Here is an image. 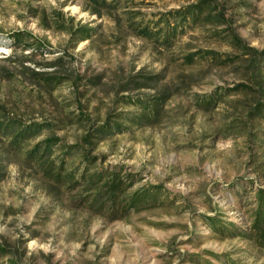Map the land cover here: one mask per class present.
Instances as JSON below:
<instances>
[{
	"label": "rangeland",
	"instance_id": "374dc122",
	"mask_svg": "<svg viewBox=\"0 0 264 264\" xmlns=\"http://www.w3.org/2000/svg\"><path fill=\"white\" fill-rule=\"evenodd\" d=\"M136 1L145 17L190 4ZM216 1L240 49L195 30L164 50L82 0H0V264H264L249 229L264 190V0ZM34 8L95 33L45 29ZM19 31L45 50H22ZM197 50L220 57L186 63ZM11 122L48 129L12 147ZM47 137L76 145L75 187L24 158Z\"/></svg>",
	"mask_w": 264,
	"mask_h": 264
},
{
	"label": "trees",
	"instance_id": "16d2710c",
	"mask_svg": "<svg viewBox=\"0 0 264 264\" xmlns=\"http://www.w3.org/2000/svg\"><path fill=\"white\" fill-rule=\"evenodd\" d=\"M86 10L99 17L105 15H116L118 21L122 20L125 24L124 29L128 34L141 38L151 45L167 50L175 43L192 31L203 33L208 39H214L230 43L236 48L243 47L237 36L227 29V18L219 8L216 0H188L190 4L171 8L163 13H159L156 17L143 16L139 12L129 10L141 3L136 0H82ZM129 5V6H128ZM33 16L39 18L41 25L45 29H54L60 32L69 33L70 37L77 41L91 39L95 30L86 29L84 26L76 27L75 29L68 27L62 19L60 12L54 11L52 15L40 13L37 8H34ZM14 44L22 50L30 52H43L45 50L43 43L39 39H35L29 32L19 31L12 35ZM201 53L203 58L209 54L212 60L219 59L218 54L209 50H197L187 54L186 63H191L194 56ZM212 54V55H210ZM264 59V51L261 52ZM60 58H56L59 60ZM230 61L225 59L222 63L227 64ZM25 67V66H23ZM35 75H39L37 73ZM45 82L55 85L61 83V78H39ZM144 86H135L134 89H140ZM121 101L128 103L137 102L128 96L120 98ZM166 97L161 100L157 98L153 102H163ZM208 99L204 102H211ZM151 107V106H150ZM149 107L146 113H150L152 107ZM145 113V114H146ZM71 119L80 121L83 117L72 115ZM117 125V124H115ZM48 125L45 123H28L18 126L13 122L3 126L2 134L9 139V144L12 147H17L26 141L36 138L47 130ZM116 131H122L118 128ZM76 145L61 147L58 141L52 137H47L31 145L25 154V159L36 164L38 176L48 181L56 189L59 187L73 188L77 185L79 179L75 175V169H70L66 165L65 156L69 155L70 150ZM84 158L83 163H89V159ZM88 162H87V161ZM109 185V188L114 190L119 188V183L114 181ZM257 206L254 208V213L251 217L250 232L251 237L256 244L264 248V190H258ZM132 203V202H131ZM212 220V219H208ZM213 225V224H211ZM226 229V228H224Z\"/></svg>",
	"mask_w": 264,
	"mask_h": 264
}]
</instances>
